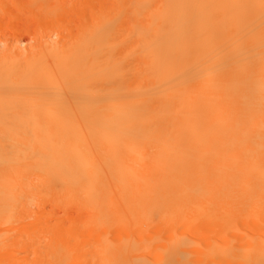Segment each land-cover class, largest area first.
<instances>
[{
	"label": "bare ground",
	"instance_id": "1",
	"mask_svg": "<svg viewBox=\"0 0 264 264\" xmlns=\"http://www.w3.org/2000/svg\"><path fill=\"white\" fill-rule=\"evenodd\" d=\"M67 1L0 48V264H264V0Z\"/></svg>",
	"mask_w": 264,
	"mask_h": 264
},
{
	"label": "rangeland",
	"instance_id": "2",
	"mask_svg": "<svg viewBox=\"0 0 264 264\" xmlns=\"http://www.w3.org/2000/svg\"><path fill=\"white\" fill-rule=\"evenodd\" d=\"M15 1L14 0H12V1L0 0V48L1 49L7 48L9 46H13L15 44H18L19 41L22 42V44H21L22 46L29 45V44L30 45H40V44H42L43 40L46 38V37L45 38H42V37L46 34L47 35H53L54 34V37L57 38L54 31H56L58 29L62 30L58 23L56 24L55 22H53L52 23L53 25L56 24L59 27H57V26L52 27L51 26L52 28L50 30H48V33H47V30H45V29L48 27V24L45 23L44 20L43 21L37 20V18L32 14L33 12H36V11H34V6L30 7V5H31L32 1L38 2V0H32V1L31 0H27V1L25 0V3H24V0H23V2H22V0L21 1L15 0ZM77 1L78 0H71V1L68 0L67 5L70 7L76 8L77 12L79 10L80 13H84L87 10H92L91 7L94 8V6L92 5L94 3H92V1L90 3L91 6L87 10H86V7L88 8V5L85 3L86 1L84 2V0H80L81 4L79 3V1L78 2ZM21 2H22V4H21ZM26 2H28V3H26ZM82 2H83V4H82ZM51 4L52 5L49 7L53 8V3H51ZM40 5H41L40 3H37V7ZM27 6H28V8H27ZM19 8H21V9H19ZM18 9H19V12H18ZM25 10H28L29 13L27 11V14H26ZM20 11L25 12L24 14H26V15L23 16V12L21 13ZM28 14H30V16ZM28 17L30 18V20ZM79 21H80V16L76 17V26L78 25ZM60 30H58V31H60ZM49 33H51V34H49ZM65 34H67V32H65ZM66 203H67V201H65V200L62 202H59L58 204L55 203L54 200H52V199L44 200L43 203H41V205L37 204V206L36 205L34 206V209H39V205H40V207L42 206L40 209V211L42 212L41 217L38 219H37V217H35V218L29 219L27 221L34 223L35 221H38V220L47 221V220H53V219H58V220L60 219L61 220L60 222H64V223H66V225H69L72 222L71 221L72 217L73 218L75 217L74 214L78 215L76 212H78L77 210H79V209L75 208L74 206H71V207L68 206L67 207L65 205ZM72 220H75V219H72ZM52 223H54V221H52ZM15 228H17V227H15ZM18 251H20V253H19L20 256H27L26 250H18Z\"/></svg>",
	"mask_w": 264,
	"mask_h": 264
}]
</instances>
